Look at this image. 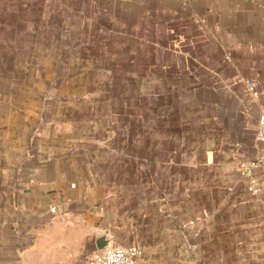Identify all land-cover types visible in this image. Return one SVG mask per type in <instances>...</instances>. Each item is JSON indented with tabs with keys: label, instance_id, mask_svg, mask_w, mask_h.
<instances>
[{
	"label": "crops",
	"instance_id": "1",
	"mask_svg": "<svg viewBox=\"0 0 264 264\" xmlns=\"http://www.w3.org/2000/svg\"><path fill=\"white\" fill-rule=\"evenodd\" d=\"M263 111L264 0H0V264H264Z\"/></svg>",
	"mask_w": 264,
	"mask_h": 264
},
{
	"label": "built area",
	"instance_id": "2",
	"mask_svg": "<svg viewBox=\"0 0 264 264\" xmlns=\"http://www.w3.org/2000/svg\"><path fill=\"white\" fill-rule=\"evenodd\" d=\"M249 91L252 97L256 96L254 91V84L252 82H247ZM257 134L258 139L262 146L261 161L264 163V111L259 115L257 122ZM250 174V170H247ZM253 181H250L248 191L253 193ZM231 191V190H229ZM54 212V210H51ZM140 255V250L137 247H109L105 252L100 253L98 251L93 252L88 259V264H136V260Z\"/></svg>",
	"mask_w": 264,
	"mask_h": 264
},
{
	"label": "water",
	"instance_id": "3",
	"mask_svg": "<svg viewBox=\"0 0 264 264\" xmlns=\"http://www.w3.org/2000/svg\"><path fill=\"white\" fill-rule=\"evenodd\" d=\"M97 251L100 253L105 252L110 247V241L106 239V234L97 236Z\"/></svg>",
	"mask_w": 264,
	"mask_h": 264
}]
</instances>
